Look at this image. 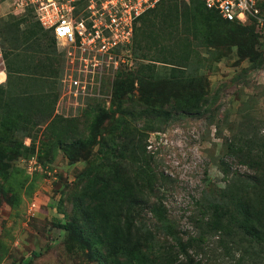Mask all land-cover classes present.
Segmentation results:
<instances>
[{
  "label": "trees",
  "instance_id": "trees-1",
  "mask_svg": "<svg viewBox=\"0 0 264 264\" xmlns=\"http://www.w3.org/2000/svg\"><path fill=\"white\" fill-rule=\"evenodd\" d=\"M165 1L169 2L165 4ZM172 1L176 0H162L139 17L137 23L140 25L134 28L131 49L135 59L136 50L159 53L160 56L152 62L171 66L167 69L172 74L169 84H174L176 89L165 103L151 104L149 79L155 65L140 64L137 67L135 62L134 69L118 71L116 90L111 100L112 106L118 109L117 123L122 128L117 141L101 134L108 113L92 106L103 100L88 102L81 114L90 119L86 138L97 151L95 161L80 174L83 185L76 193L75 211L81 221L66 228L75 232L84 246L95 249L103 264H196L189 255L191 242L198 244L206 236H217L216 244L225 254L233 250L238 252V264H264L263 135H245L239 144L235 142L239 140L233 137L226 146L227 156L244 165L250 173L240 175L231 171L223 160L220 162V170L225 176L224 185L203 191L196 203L202 213L198 221V239L182 244L164 213L161 201L150 199L155 192L151 157L146 144L136 139L137 134L166 124L172 113L201 115L203 110H207V105L203 104L205 97L200 87L195 86L196 80L188 82L182 78L183 73L177 65L179 60H187L191 55L176 53L179 45L184 50V44L177 37V16H171L173 11L176 14L170 7ZM257 6L260 15L264 16V0H258ZM198 7L208 20L225 28L222 33L219 30L216 45L220 42L235 45L240 50L239 56L250 61L260 57L254 46L256 39L264 35L253 22L226 21L217 12L207 10L199 0H189L186 4L189 9ZM22 25L25 28L20 30ZM0 29L3 46L12 29V39H20L13 46L18 44L24 52L12 53L11 67L5 49L6 81L0 85V176L12 168L16 159L31 155L32 147H27L24 139L29 137L32 128L43 123L46 124L45 131L67 150L70 162L80 158L83 142L76 136L78 116L65 118L54 115L59 90L57 87L56 91L50 82L53 72L48 70L49 77L42 74L43 65L35 60L38 47L35 39L38 33L47 32L30 14L0 21ZM52 41L54 43L53 37ZM185 49L187 51L188 46ZM131 72H135L139 85L137 104L144 105L138 115L124 108L125 103L132 101L128 96L134 88L124 93L125 82L120 78ZM126 88L130 89L128 85ZM128 117H133L134 123L143 118L144 123L139 129L128 132L125 127L130 122ZM145 212L150 214L149 218L145 217ZM157 233L163 237L162 240L156 236ZM197 247L204 250L202 246ZM179 256H183L184 261L179 260Z\"/></svg>",
  "mask_w": 264,
  "mask_h": 264
},
{
  "label": "rangeland",
  "instance_id": "rangeland-1",
  "mask_svg": "<svg viewBox=\"0 0 264 264\" xmlns=\"http://www.w3.org/2000/svg\"><path fill=\"white\" fill-rule=\"evenodd\" d=\"M186 4L176 0L170 6L176 11L171 16H177V37L184 44V50L179 45L176 53L191 55L187 60H179L177 65L183 73L182 78L188 82L196 80L195 86L200 87L207 110L201 115L172 113L166 124L136 136L146 144L151 157L155 192L150 199L161 201L182 244L199 238L198 221L202 213L196 203L203 191L224 185L220 162L223 160L231 171L240 175L250 173L244 165L227 156L226 146L230 140L236 137L239 141L235 142L239 144L245 135L264 136V37L259 36L254 46L260 57L255 61L243 59L237 46L224 42L215 44L219 30L222 33L225 28L208 20L199 7L189 9ZM139 25L138 22L136 26ZM24 28L22 25L20 30ZM10 31L5 47L7 61L12 67V53L24 52L18 44L13 46L20 39H12V29ZM38 34L35 60L43 65L42 74L49 77L48 70L53 72L55 77H51L50 82L57 91L62 61L51 35ZM185 46H188L187 51ZM158 55L136 50L135 60L137 67L155 65L149 79L152 93L149 99L151 104L161 105L176 86L169 84L172 74L167 69L171 66L152 62ZM134 73H126L120 80L125 82L124 93L134 88L128 96L132 101L125 103L124 108L138 115L144 105L137 104L139 85ZM116 84L114 77L106 93L109 98L92 106L108 113L101 134L114 141L122 135L117 123L118 109L111 104ZM66 98L61 95L60 100L57 99L56 113L66 112ZM81 112L76 115V136L83 142L80 158L70 162L67 150L45 131L43 123L32 128L29 137L24 139V144L32 147L31 155L16 159L12 168L0 176V264H103L95 249L84 246L75 232L66 228L81 221L75 211L76 193L83 185L80 174L95 161L97 151L86 138L90 119ZM133 119L128 117L130 122L125 126L128 132L139 129L144 123L143 118L137 123ZM145 213L149 218L150 214ZM216 240L217 236H206L198 244L195 241L188 245L191 247L189 255L196 264H238L240 254L234 250L225 254ZM178 259L184 261L183 256Z\"/></svg>",
  "mask_w": 264,
  "mask_h": 264
},
{
  "label": "built area",
  "instance_id": "built-area-1",
  "mask_svg": "<svg viewBox=\"0 0 264 264\" xmlns=\"http://www.w3.org/2000/svg\"><path fill=\"white\" fill-rule=\"evenodd\" d=\"M160 1L0 0V21L30 14L53 37L62 58L58 100L61 95L67 96L66 112L55 115L73 118L90 100L109 98L107 89L118 71L135 67L131 44L137 20ZM199 1L226 21L253 22L264 35V16L260 15L258 0ZM6 72L0 29V85L6 81Z\"/></svg>",
  "mask_w": 264,
  "mask_h": 264
},
{
  "label": "crops",
  "instance_id": "crops-1",
  "mask_svg": "<svg viewBox=\"0 0 264 264\" xmlns=\"http://www.w3.org/2000/svg\"><path fill=\"white\" fill-rule=\"evenodd\" d=\"M5 46V45H4ZM5 49H6V47H5ZM60 58H61V56H60ZM61 61H62V58H61ZM57 87H58V85H57Z\"/></svg>",
  "mask_w": 264,
  "mask_h": 264
}]
</instances>
